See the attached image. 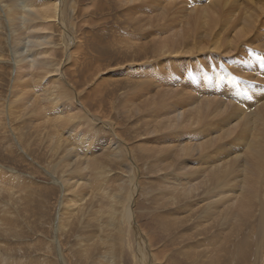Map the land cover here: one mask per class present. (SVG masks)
<instances>
[{"label": "rangeland", "instance_id": "1", "mask_svg": "<svg viewBox=\"0 0 264 264\" xmlns=\"http://www.w3.org/2000/svg\"><path fill=\"white\" fill-rule=\"evenodd\" d=\"M94 1L96 3V6H94V4H95ZM146 1L147 0H142V2H146ZM177 1L179 3L176 2L173 4L174 6L173 5L171 6L172 7L171 12L172 11L175 12L173 9H175L176 7L179 8V10L176 8L175 13H177L178 11L180 12L183 8H188V9H190L189 11H191L193 8H197V7H195L196 5L200 7V6H203L204 3H207V2H205V0H202L200 3L194 2L193 3L194 5H193L191 3L183 4L182 2H180V0H177ZM207 1L209 2L210 0H207ZM68 2L69 3H67V4H69V5H66V8L69 7V9H66L67 15H68L67 21L69 22V27L71 28L72 35H73V41L75 43L73 42L71 47L69 48V52L72 51L71 53L74 56L69 55L70 53H67V51L65 50V54L67 56L64 55V57H63V58H66L68 60L66 61L67 63L65 62L63 64L64 66H62V68L64 67L63 69H65L64 70V79L61 80L60 84L58 83L59 86L61 84H63L62 86H60L61 91L59 88L57 89V94L59 91V94L60 95L62 94L63 96L62 95L61 96L63 98H61L60 95H58L57 96L58 98H57V97H55L54 94L51 93V87H52V85L54 83V79H55L53 76L54 75L53 73L45 74V76L42 77L43 79L40 80L41 82H38V81L32 79L33 77L31 76L30 73L32 72V70L36 71L38 69L30 67L31 58L26 57L25 54L27 53L26 52L27 46L30 45L31 40L33 39L32 41L34 42L36 39L34 37H32L31 40H30V38L26 39V40L24 39L23 44L21 45L20 51L17 54H14L10 51V49H8V46L10 47L11 39H12L11 37L14 34V31L11 30L9 27L7 29V32L0 31L1 34L3 33L2 35H4V33H5L4 36L6 37V40H8L7 41L8 46L7 47L1 46L0 51L5 49L3 51L5 53V55L7 56V54L10 53V56H11V58L0 57V60H1L0 61V64H1V66H0V109H2L4 107L3 108L4 110L3 109L0 110V112L2 111L0 113V170H1V168H3L2 171H4L1 173L0 183H1V181L4 180L2 183L5 184V185L0 184L1 185L0 190L2 188L6 189L5 191L3 189L0 191L1 192L0 193V224H1L0 225V255L2 254L0 260L5 258L4 261H2V260L0 261L1 262L0 264H2V263L3 264H10L13 260H14L15 264H24V263H26V264H37V263L38 264H101V263L105 264L104 259H103V262H100V258L102 259V256H105L104 253H105V250L107 249L106 247H108L107 246L108 244L103 243V241L100 239L101 237H99V234H102L104 229H102L101 226L99 225V222H100L99 216L101 217V214H99V212H98L99 199H98L97 194L96 195L94 194V193H96L95 192L96 190H94V189H96L97 186L99 187L98 183H100V182H105L104 183V184H106L105 186H112L113 188H117V187L121 188L122 187L123 188L122 191L125 192V195L127 194L128 200L131 203V204H129L128 200L125 201V204L127 202L126 207H127V205H128V207L130 206V209L132 212L131 217L132 218L135 217L132 220L134 225L133 224L130 225L131 224L130 220H126L127 213L125 211V219L123 218L126 221V223L124 222V224H125L124 225V233H125L126 229L129 233H127V231H126L127 234L126 233H125V235L123 234V246H124L123 257H124V261L122 264H136L137 260L139 261V258H141L140 256H142V258H141L139 264H210L209 262L212 261V259L210 260V258H211V256H209L210 253L206 252L207 254H205L204 252L207 249V247L209 249H212L214 247L212 244L215 245V243H217V241H218V244L216 245L217 247L216 246L215 247L218 249H219V247L223 248L222 250H224L226 248L225 249L226 251L230 250V257L232 255V249L235 248L234 250L237 253L241 251L242 258H238L240 256V254L238 256L233 257V259H232L233 264H264V226L261 223L262 222V217H261L262 215L261 214H264V198H262L260 200H256L254 202L252 212H250L249 216H248V213H246V211H244V212L247 215L246 214L244 215V212L242 213L241 211H238V206H240L239 205L240 201L237 200L236 198H234L235 195H232L231 192L228 193L226 190L231 185H232L231 188L236 192L242 190L243 180H241V179H242V177L245 176V172L242 171L243 170V166H242L243 161L241 159L234 161L235 163L233 162L232 163L233 165L232 164L230 165V171L228 172L229 174L227 173V176L224 177V179H222L223 182H222V180L219 181V186L217 187L218 192H217V189L215 188V186L210 187L209 189H206L205 187L204 188L200 187L198 192H194V194H190L192 196L189 195L186 197H184L183 195L176 196V197H174L173 195L169 196L170 193L168 192V191L171 192V189L173 188L174 183L176 184L181 178H185V174H187V172L190 173L188 176H192L194 178L199 176L204 170V169H202V167L205 168V166H209L211 164V160L214 157H215L214 159H217V160H215L214 163L220 164L221 152H222V154H224V152H225V155L227 153H229L232 150L231 149L232 144L230 142L234 141L233 138L235 136H241L244 139L246 136L245 133L240 134L241 131L240 132L237 131L236 133H234L235 136H234V134H232V135L226 136L227 138H225V135H222L223 133L221 132L222 128L220 126L222 124H221L220 116H218L217 119H216V117L213 119L212 118L213 116H212V117H209L206 121H204L206 123H209L208 121L212 120V124L209 126L210 129L208 128V125H202L204 122L197 125V126L193 125L194 128L190 125L189 122L186 123L187 128L185 129V132L187 134H185L184 137L187 139V141H185V142H189V143L191 142V144H195L198 141H200L201 138H203L204 136H207V135H209L208 137H212L213 135L215 136V135H220V134H221V137L224 136L222 138V139H224V141L221 138H218V140L213 141L212 144L205 146L201 150V153H200L199 149H195L192 151L193 157L195 156V158L197 160H199L198 163L195 164L196 168H193V169L188 168L186 170H183L182 165H181L177 169L174 168L171 170V168H169V169L167 168V170H165V173H164V171L162 170L164 168L163 167L164 165H162V164L166 163L168 161H169V163L171 162L169 159L171 153H168V154L160 153L161 155L157 156L156 153L153 152L154 148H152L153 153L151 152V154H149L150 153L149 151L151 150V149L149 150V147L150 146L154 147V145L151 144L152 142H151L150 137L152 138L153 135H155V134L157 135L160 132L158 130V132L156 133L157 129L156 130L154 129L155 127H157L156 123L158 122L157 120L160 118L156 115H153L154 114L153 109H155L156 106H158V104L156 103V100L158 102L159 95H161V93L158 95V91L160 89L164 88L165 84L163 83L164 86L160 85L159 87L158 86L157 87L152 86L153 89L150 90V87L148 88L147 84L149 83V81L151 82L150 78H152V76L148 74L147 75L148 78L146 77V75L139 77V73L140 74L143 73V72L141 73V71H139L140 64H141L140 60H139V62H137L138 60H136L135 63H131V61H132L131 59H132L133 55H135V51H137V49L140 47L144 49V45L148 42L147 41L144 43L143 40L141 41L142 37H140L141 36L140 32L142 33L143 31H141L142 28L140 25H139L140 27L139 26L135 27L136 26L135 23L137 25L140 23V22L137 23L138 18L136 19V17L144 18V20L148 19V18L149 19L154 18L156 20L158 18V16H160V13H161L160 10L157 8L158 10L156 9V13H155V9H153L151 11H146L145 15L142 14V16H141V14L136 13L135 17H134L133 13H135V12H133V13L131 12L130 14L132 16H130V14L128 15V13L126 11H129V7H131L132 5H136V3L137 4L141 3V1H139V0L134 1V4H133V1L130 2L128 0H127V2H126V0H123V1L122 0H69ZM75 2H76V4H75ZM162 2H163L162 4H164V5L168 4V3H166V2H168L166 0L165 1L162 0ZM127 5H128V9H127ZM178 5L181 8L183 6L184 7L181 9ZM123 7L124 8L126 7V8L123 9ZM108 8H110V9H108ZM71 9H74V10H72L73 12L71 11ZM157 11H158V13H157ZM197 11H195V13H197ZM151 12H153V13H151ZM3 14H4V12H3ZM147 14H150V15H147ZM192 14H194V13L192 12ZM128 16H130V17H128ZM149 16H151V17H149ZM263 17H264V15H263ZM129 20L130 21L132 20V21L130 22ZM128 23H130V24L128 25ZM131 23L134 25H132ZM181 25H183V24L181 23ZM22 27H24V26H22ZM136 28H137V30H136ZM55 30L56 31H53V32L49 31V30H43V31L41 30V31H38V33L39 32H40V34L44 33V34H42L43 36L47 35L46 39H48L49 36L54 34L53 37L51 38V40H47V41L58 42L60 38H61V40H63L64 35H62V37H61L60 35H58L59 34L58 29L55 28ZM92 30H93V32H92ZM33 31L37 32L36 30H33ZM116 34H118V35H116ZM156 35H159V34H156ZM120 36H121V38H122V36H124L126 38L119 39ZM136 36H138V37H136ZM115 37H117V38H115ZM75 38H76V40H75ZM129 38L132 39L131 40L132 42L130 41ZM6 40H5V43H6ZM118 40L119 41L122 40V41H120L122 43H120ZM138 41L141 42V45L139 44ZM124 43H126L128 47L126 46V44L123 46ZM112 44H113V46H112ZM135 46H137V47H135ZM3 47H5V48H3ZM60 47H61L60 45L55 46L56 50H58L55 52V54L58 57H61L63 55V50ZM147 48H148V46H145L144 51H146ZM70 49H71V51H70ZM73 50H76V51H73ZM125 51H127V52H125ZM106 53H107V56H106ZM128 53H129V55H127ZM102 54L105 56H103ZM18 55H19V57H17ZM23 55L27 59H25ZM100 55L102 57H100ZM127 56H128V58H127ZM17 59H19L20 61H17ZM23 59H25V60L23 61ZM80 59H81V61H80ZM22 61L24 62L25 65L23 64ZM203 61H205V60H203ZM203 61H201V62H203ZM20 62L22 63V65ZM194 62L192 61V63L189 64L190 65V71H189L190 73L189 74L192 75V83H194V87H196L195 86V85H197L196 83L199 82L198 73H201L202 71L204 73L205 79L206 78L212 79L214 72H218L219 76L223 75L222 72L217 71L216 66L210 67L207 65L206 62H204V63L200 64L201 66L198 65V67H197L196 65H197L198 61H194ZM257 62L258 63L260 62V64H261L262 61H261V59H258ZM122 63L125 64V65H123L124 66L123 70L126 73L129 72V74L128 75H123V74L114 75V73H113L114 70L117 71L118 69H120V67H122L121 66ZM17 64H20L21 66L17 65ZM107 64H109L110 66ZM28 65H29V67H28ZM173 65L175 66V62L173 63V61H170L169 67L171 68V71H169L168 68H167V70H165V68L162 70V69H160L161 68L160 65L158 66L157 70L164 72V75L160 74V76L162 75L161 79L167 80L168 77L170 78V77H172V75H177V76L179 75L181 78V82L185 83L186 76H184V73L181 71H175ZM17 66H19V67H17ZM25 66H27V67L24 70ZM94 66H95V68H94ZM128 66H129V69H128ZM231 67L232 66H230V68ZM18 68H20V70L22 69L23 72L20 71ZM27 68H29L28 71H27ZM197 69L199 70V72ZM18 70H19V72H18ZM246 70L242 71L241 74L237 73L235 70H232V72H233L232 74L234 76H239L241 79L243 77L244 78L243 80H246L248 82H249V80H251V77H252V80L250 81L251 83H257V84H261L264 86V76H263L264 72L261 73L258 71H252L251 68L246 69ZM97 71H99V73ZM179 72H180V74H179ZM250 72L252 73V75ZM12 73H14V74L12 75ZM19 73L22 75L21 78H19V75H20ZM255 74H257V75H255ZM259 74H260V76H258ZM12 76L16 78V80H15V78L13 79L14 82L12 80V78H13ZM254 76H256V77H254ZM231 77H233V76L231 75ZM144 79L145 80L148 79V80L145 82ZM256 79H257V81H256ZM18 80H20V81H18ZM23 80H26L27 83H25V81H23ZM210 81H212V80H210ZM261 81H262V83H261ZM15 82H17V83L19 82L20 85H19V83L16 85ZM32 82H34V83H32ZM140 82L141 83L143 82V85H141ZM212 82H214V81H212ZM223 83H225V81L224 82L222 81V84ZM26 84H28L27 85L28 89L26 87ZM236 84L241 85L238 82H236ZM236 84H234V85H236ZM14 85H15V88L13 87ZM23 85L25 87H23ZM215 85H216V82H215ZM19 86L20 87L22 86V87L19 88ZM43 86H46L48 88L43 87ZM67 86L69 89L66 88ZM160 87H162V88H160ZM232 87L233 88H232L231 92H233V91H235V92H233V95H231V94L229 95V98H230V96L232 98V99L230 98L229 101L232 100L233 101L232 103H234V105H236V106L238 105L246 114L252 113L256 109V107H259L262 104V101L260 100V102H257V106H255V108H254V106L252 104H248L246 101L244 102L242 100L243 98L238 95L239 93L237 91H239V90L242 91L241 94H244V95L246 94V93H244L245 90H243L244 89L243 85H241L240 88L235 87L233 85H232ZM22 88H23V90L27 91V94L31 95L32 100L34 99L35 101H32V103H30L31 97L29 99V96H27V100H25V99L22 100L21 99L22 94H20V92H19V90ZM47 89H49V91H47ZM64 89H67L68 91L70 90L69 93L67 94L68 91L66 92V90H64ZM145 89L147 90V93L150 92L151 94L150 93L145 94V92H146ZM32 90H34V91H32ZM40 90H42V91H40ZM141 90H142V92H140ZM11 91H12V93H11ZM43 91L45 94L44 98H46L44 100L46 105H44L45 103L42 101L43 96H39V95L43 94ZM154 91L157 92L156 96L154 95L155 94ZM181 91H183L182 88H181ZM217 91H218V88L215 87L214 92L216 93V96L218 93ZM136 92L139 94H137ZM9 93H11V94L9 95ZM64 94L66 95V97L64 96ZM146 95L148 96L149 99L147 98ZM248 95L250 96V93H248ZM47 96H48V98H47ZM245 96L247 97V94ZM223 97L222 98L225 101H227L229 99V98H226V96H223ZM6 98L9 100L12 99L14 101L10 103V101L7 100ZM248 98L250 100L252 99V97H248ZM136 99L138 102L136 101ZM233 99H235V100H233ZM77 100H80V102ZM147 100H149V102H147ZM36 101L38 103H40V105H42L41 103H43L44 108H43V106H40ZM161 101H162V99H161ZM26 102H28V103H26ZM77 102H79V104ZM133 102L135 103V105H137V106H135V108H132V107H134V105L132 104ZM80 103L82 105L83 104H85V105L82 106ZM245 103H247L248 105H246ZM259 103H260V105H259ZM9 104H10V106H9ZM51 104H53V105H51ZM145 104H147V105H145ZM33 105H35L36 108ZM37 105H39L40 107ZM56 105L59 109L54 107ZM68 105L72 106L74 112H75L74 109L79 108L76 111L78 112V110H81L80 116L81 115L82 116H81V119H76L72 123L66 124L65 128L63 130H61L60 128H57L59 126H57L55 124V122H53L54 121L53 119H54V117L59 116V112L57 113V111H59V110L61 111L64 109L66 110L67 109L66 106L68 107ZM140 105H142V106H140ZM250 105H252V106L249 108ZM254 105H256V104H254ZM47 106H49V107H47ZM138 106H140L141 108L140 107L138 108ZM147 106L149 107V109L147 108ZM29 107H31V108H29ZM50 107H51V109L49 110ZM85 108L88 111L90 110L89 111V113L91 112L90 114H93L95 117H98L96 119L97 121L93 120L91 117L88 118V114H86L87 111ZM143 108H144V110H143ZM145 108H146V110H145ZM41 109L42 110L44 109L45 111L43 110L42 111L43 113L42 112L39 113L38 111L39 110L41 111ZM8 110H9V112H8ZM48 110H49V112H46ZM54 110H56V112ZM248 110H250V111H248ZM70 111H71V113H70ZM70 111L66 110L64 114L65 115L68 113L74 114V112L72 110H70ZM33 112H34V114H33ZM247 112H249V113H247ZM12 113H14V114H12ZM135 113L137 115H135ZM48 114L49 115L51 114V115L49 116ZM36 115H38V116H36ZM44 115L47 117H45ZM52 116H54V117H52ZM85 116L87 117V119H85L86 118ZM43 117H44V119H43ZM82 117H83V120H82ZM218 118H219V120H218ZM98 119L100 122L104 121L105 125H103L102 122L100 123L98 121ZM79 120H81V121H79ZM86 120H88V121H86ZM82 121H83V123H81ZM217 121L220 123V126L218 125L219 123ZM1 122H2V124H1ZM107 122L110 125L112 124L111 127L113 129H115V127H116V129H117L116 133H118L119 135H122L123 139H125V138L130 139L131 138L129 140L130 143L128 142L127 139H126V141L130 145H132V147H133L132 156H133V158L135 156L137 157V159H136V157L134 159L138 163V166H139L138 170L136 168L133 170L129 169L128 166H124V164L121 163L120 161L117 162L118 160L116 159L117 160L116 161L112 156H111L112 157L111 159H109L107 157L108 153L107 152L105 153V149H103L104 145H106V147L110 145L109 140L111 139V131L108 128L109 126L106 128ZM151 122H153V123H151ZM89 123H91V124L89 125ZM140 123H142V124L140 125ZM145 123H147V125ZM55 125H56V127H55ZM69 125H71L72 127ZM77 125L79 127L75 128V126H77ZM113 125H114V127H113ZM215 125H216V127H215ZM95 126H96V128H95ZM99 126H100V128H99ZM139 126H141V127H139ZM66 128H67V130H65ZM72 128H74L75 130L72 131ZM57 129H59V130H57ZM101 129H102V131H101ZM107 129L109 131H107ZM135 129H136V131H135ZM142 129H144V130H142ZM189 129H195L193 134H195V132L198 133L197 139L198 138H200V139H198V140L192 139V137L189 136L191 134V132H190L191 130H189ZM205 129L206 130L208 129V130L205 131ZM56 130L58 133L56 132ZM67 131H69V132H67ZM71 131H72V134H71ZM139 131H140V133H139ZM141 131H142V133H141ZM209 131H211V132L209 133ZM53 133H55L56 136ZM92 133H94V134H92ZM246 133L250 135L249 131H247ZM66 134L69 136L67 137ZM73 134L76 136H74ZM78 134L79 135L82 134V136L84 134H86V137L87 138L89 137L91 139L90 142L92 145L89 146V144H88L87 148H86L85 142H83L82 139L80 138L82 136H79ZM89 134H92V136L93 135L94 136L92 137L90 135L91 136L90 137V136H88ZM145 134H146V136H143ZM200 134H201V136H200ZM203 134H204V136H203ZM238 134H240V135H238ZM51 135H52V137H51ZM53 135L55 136V139H54ZM243 135H245V136H243ZM19 136H20V138H19ZM21 136H23V137H21ZM57 136H59L58 141L56 140ZM73 136H74V138H72ZM78 136H79L80 140H78V138H77ZM134 136H137V138L136 137L134 138ZM92 138L94 141L92 140ZM146 138L147 139L149 138L148 139L149 141ZM63 140H66V141H63ZM221 140H222V142H221ZM61 141H63V142L61 143ZM142 141H144V144H146L144 146L147 147V149L141 145V144H143ZM78 142L79 143L82 142L81 143L82 145H79ZM183 142L184 141H182V143ZM219 142H220V144H219ZM63 143L65 146L63 145ZM75 143H76V145H74ZM60 144H62L63 147H61L62 145H60ZM224 144H225V146H224ZM59 145H60V147L58 148ZM226 145H227V148H226ZM80 146H82V147L78 148ZM72 147H73V149H72ZM220 147H222V148H220ZM70 149H71L72 153L70 152ZM140 149H141V151H140ZM74 150L79 151V153L77 151L74 152ZM228 150H230V151H228ZM67 151H69V152H67ZM97 151H100V152L97 153ZM204 152L206 154H204ZM68 153H71L73 155L69 154V156H68ZM95 153L99 154V156L102 157V158L98 157L102 164H99L100 162H97L96 159H98L97 158L98 155H96ZM133 153H136V154H133ZM145 153H147L148 156H146ZM66 154H67V156H66ZM80 154L83 156H81ZM163 154H164V156H163ZM198 154H199V156L196 157ZM86 155L88 156L89 160L87 159ZM95 155H96V157L93 158V156H95ZM84 156H86V158ZM151 156H152V158L150 159ZM200 156H202L203 158ZM156 157H158V158H156ZM72 158L74 161L71 160ZM92 158L94 160H92ZM144 158L148 159V161L144 160ZM153 158H154V160H153ZM204 158H206V159H204ZM63 159L65 160V163H66L64 165L62 164V163H64ZM78 160H79V162H78ZM102 160H105L103 162L108 164V166L110 165L109 166L110 168L108 166H106V164L103 163ZM152 160H153V162H152ZM87 161L88 162L91 161V163H88ZM80 162H82L81 163L82 166H81V164H79ZM240 162H242V163H240ZM71 163L72 164L74 163V165H72ZM75 163H77V164L75 165ZM77 165H78V167H77ZM88 165H90V167ZM176 165L174 164V166H176ZM199 165H200V167H199ZM65 166H66V168H64ZM98 166L104 167L105 170H104V168H100ZM158 166L160 169H158ZM80 167H82V168H80ZM238 167H239V170H238ZM68 168H70V169H68ZM180 168H182V170ZM73 169H75L76 172L73 171ZM99 169L104 170L103 174H102L103 177L102 176L101 177L106 178V180L104 179L105 181H103L102 178H100V172L102 173V171H100ZM195 169H197V171ZM77 170L80 174L77 172ZM88 170H89V172L90 171L94 172V170H95L96 173L95 172L94 173L96 175L95 174L92 175L93 173H89ZM97 170H98V173H97ZM107 170H109V171L107 172ZM136 170H137V172H136ZM157 170H158V172H157ZM49 171H51L52 173ZM53 171H54V173H53ZM67 171H68V173H67ZM168 171H170L169 172L170 174L166 175L168 173ZM173 171L175 173H173ZM232 171H235L238 173H235ZM62 173H65V174H63V176H62ZM138 173H140V174H138ZM55 174H56V177H55ZM191 174H194V175H191ZM65 175L67 178L65 177ZM80 175L82 178L80 177ZM83 175H84V177H86V176L87 177L84 178ZM16 176H18V177H16ZM75 176H76V178H75ZM173 176H175V178L177 180H175V178ZM61 177H63V178H61ZM64 177H65V181H64ZM117 177H119V180ZM13 178H14V180L12 181L11 179H13ZM19 178H21V179H19ZM98 178H100V181L97 180ZM107 178H108V180H107ZM170 178H172V179H170ZM28 179H29L30 183H29ZM55 179H56V181H55ZM87 179L88 180L92 179L91 183H93L94 185L92 184L93 185L92 186L90 184V182L87 181ZM229 179L232 181H230ZM16 180H17V183L14 182ZM20 180L23 182H21ZM26 180L28 181V184H27ZM31 180H32V182H31ZM74 180H75V182L78 181V183H81L82 180H85V182L84 181L82 182V184L84 186L82 185L80 187L81 193L79 195L76 194L78 197H85V200H84L85 205L83 206V208L80 211L77 212L78 215H77V213H74V215L72 217H68L70 214L68 213V210H66L67 212H65L66 206H64V204L67 205V202L72 197V194H71L70 190L66 191L65 188H66V182H68L67 184H69V183L73 182ZM95 180H97L98 182ZM131 180H132V182H131ZM5 181H6V183H5ZM62 181L65 182V186H64V182H62ZM93 181H95V182H93ZM166 181H168V182H166ZM241 181H242V184H241ZM118 182H119V184H118ZM127 182L128 183L130 182V183L127 185ZM23 183H26V185ZM167 183H169V184L167 185ZM8 184L10 186L13 185L14 187H12V186L10 187V186H8ZM129 185H130V187H129ZM27 186H28V188L24 189ZM94 186H96V187H94ZM169 186L172 188H170ZM87 187H88V189H87ZM225 187H226V189H225ZM236 187H238V188H236ZM262 187H264V185ZM76 188H78V187H75V189ZM92 188L94 191H92ZM7 190H8V192H7ZM88 191H89V193H88ZM27 193H28V195H27ZM83 193H85L86 196ZM67 198H69V199H67ZM89 199H92L95 202H93L92 200H91L92 202L87 201ZM224 199L226 201H224ZM214 200H216L217 203L215 202V204H214ZM246 201L247 200L244 199L242 201L243 203H241V205L243 206L246 203ZM3 203H4V205H3ZM234 203H235V205H234ZM242 206H241V208H242ZM84 209H86V210L84 211ZM10 210L12 212H10ZM216 211H218V212H216ZM239 212H240V214H239ZM16 213H18V214H16ZM67 213L69 215H66ZM79 215H80V217H79ZM6 216H8V217H6ZM17 217L19 219H17ZM211 217H214V218L212 219ZM7 218H8V220H7ZM60 218L61 219L63 218V219L60 220ZM71 218H72V220H71ZM78 218L80 219V221ZM68 219H70V222ZM75 219H77V220H75ZM209 220H210V222H208ZM57 221H58V223H57ZM68 222H69V224H68ZM4 223H5V225H2ZM11 224H12V226H10ZM58 224H60V225H58ZM127 224H129V226ZM205 224L207 225L206 227H205ZM57 226L60 229L57 228ZM134 226H136V227H134ZM127 227H129V228H127ZM200 229L203 230L204 232H202ZM237 231L239 234L237 233ZM140 233L144 236L143 239L141 238ZM146 238H149V243L147 241L148 239L145 240ZM207 240H209L210 242ZM228 240H229V242L227 243L226 241H228ZM142 242H145V246L146 247L148 246L149 248L148 247L145 248V246L143 247ZM235 242H237V243H235ZM135 244H137V245H135ZM84 248H85V250H84ZM150 248H151V250H150ZM236 248H237V250H236ZM188 249H189V251H188ZM137 250L139 252H137ZM146 250H147V252H145ZM225 250L223 252H219L218 256H216L217 254L213 255L212 258L216 260V259L220 258L221 256H223V257H221V260H223L225 262L227 261V263H225L223 261H221V262L219 261L220 264H228L229 262H231V258L226 257L228 259H225V256H224V254H226ZM134 254H136V256ZM219 254H221V256ZM88 255L89 256L92 255V256L89 257ZM138 256H139V258H138ZM2 257H4V258H2ZM136 257H137V259H136ZM35 260H36V262H35ZM9 261H11V262H9ZM7 262H9V263H7ZM14 262H12L11 264H13Z\"/></svg>", "mask_w": 264, "mask_h": 264}, {"label": "bare ground", "instance_id": "2", "mask_svg": "<svg viewBox=\"0 0 264 264\" xmlns=\"http://www.w3.org/2000/svg\"><path fill=\"white\" fill-rule=\"evenodd\" d=\"M69 0H0V31H5L7 32L8 27L14 31V34L12 35V39H11V44L10 47L8 46V40H6V37L4 35H2L0 33V47L1 46H8V49H10V51L14 54H17L20 49H21V45L23 44L24 39H29L31 40L32 37H34L36 40L33 42L31 40L30 45L27 46V53L25 54L26 57H30L31 58V63H30V67L32 68H37L38 70L33 71L30 73L31 76L33 77L32 79L41 82L40 80L43 79L42 77L45 76V74L48 73H53L54 75V83L51 87V93L55 95V97H57L59 94H57V89H60V86H62L63 84H61L60 86L58 85V83H61V80L64 79V70L62 68V66H64L63 64L68 60L66 58H63L65 54V50L67 51V53H70L69 55H73L71 52V49L69 52V48L71 47L73 41V35H72V31L71 28L69 27V22L67 21V10L69 9L66 8V5H69L67 3ZM123 1V0H122ZM128 1H138V0H128ZM136 5H132L131 7H129V11H126L128 13V15L132 12L134 14L138 13V14H144L146 13V11H151L153 9H155V13H156V9L158 8L160 10V16H158V18L155 20L154 18H148L145 19L141 18V17H136V19L138 18V25L135 23V27H138L139 25L141 26L143 31L142 33L140 32V37H142L141 41L143 40L144 43L147 42L144 45V49L145 46H148L147 50L144 51L143 48H138L137 51H135V55H133L132 57V61L131 63H135L136 60H138L137 62H139L140 60V69L139 71H141L142 74L139 73V77H142L143 75H151L152 78L151 82L149 81V83L147 84L148 88L150 87V90L153 89L152 86H160L165 84V87L160 89L158 91V95L161 93V95H159L158 98V102L156 100V103L158 104V106H156L155 109H153V115L158 116L160 119H158L157 121V127H155L154 129L156 130V133L158 132V130L160 131L159 134H155L153 135V137L151 139V144L154 145V147L150 146L149 147V154H151L152 152V148L153 152L156 153V155H161L160 153H171L169 159H170V163L169 161L166 163H163L162 165H164L163 167V171L165 173V170H167V168H171L172 169H177L179 168V166L182 165L183 170L186 169H193L196 168L195 164L198 163L199 160H197L195 158V156L193 157L192 155V151L195 149H199L200 153L201 150L205 147L208 146L209 144H212L213 141L218 140V138H223L220 135H211L212 137H208L204 136L203 134V138H201L200 141H198L195 144H191V142H185L187 141V139L184 137L185 134H187L185 132L186 127V123H190V125L194 128L193 125H199L201 123H203L204 121H206L209 117H212L213 119L218 116H220L221 118V126L220 123L218 124L222 130L221 132L223 133L222 135H225V138H227L226 136L232 135L234 133H236L237 131H241L240 134H244L243 136H245V138L243 139L241 136H235L234 134V141L230 142L231 144V151L229 153H227L225 155L224 154H220V164H215V160L217 159H212L211 160V164L209 166H205V168L202 167L203 172L197 176V177H192V176H188L190 173L187 172V174H185V178H181L176 184L174 183L173 188L171 189V192L168 191L170 194L169 196L173 195L174 197L176 196H180L183 195L184 197L189 196L190 194H194V192H198L199 188H206L209 189L210 187L215 186V188L217 189L218 192V186H219V181L224 179V177L227 176V173L230 171V165L236 161L241 159L243 161L240 162L243 165V170L245 172V176L242 177L241 180H243V186H242V190L240 191H234L231 187L229 186L227 190L228 193H232V195H235L234 198H236L237 200L240 201V206H238V211H241L242 213L244 211H246V213L252 212V208L254 205V202L256 200H260L262 198H264V187H262L264 185V86L261 84H257V83H251V80L246 81L243 80L244 78L242 77V79L239 76H234L232 73V70H235L237 73H240L246 69L251 68L252 71H258V72H264V0H210L209 2L207 0H205L203 6H195L197 8H193L191 11H189L190 9L188 8H181L179 5V7L182 9H180L181 11L176 12V8L173 9L175 12H171L172 9V5L176 2H178L177 0H166L168 2L167 5L162 4V0H147L146 2H142ZM165 1V0H163ZM193 1V2H192ZM202 0H180V2H182L183 4H188L191 3L193 4L195 3H200ZM72 2V1H71ZM98 2V1H97ZM102 2V1H101ZM127 2V0H126ZM95 3V1H94ZM106 3V2H105ZM114 3V2H113ZM165 3V2H164ZM165 3V4H166ZM179 3V2H178ZM76 4V2H75ZM176 5V4H175ZM194 5V4H193ZM74 6V5H73ZM93 6V5H92ZM94 6H96V3L94 4ZM174 6V5H173ZM76 7V6H75ZM74 7V8H75ZM104 7V6H103ZM193 7V6H192ZM81 8V7H80ZM83 8V7H82ZM126 8V7H125ZM123 7V9H125ZM131 8V9H130ZM174 8V7H173ZM79 9V8H78ZM97 9V8H96ZM110 9V8H108ZM127 9H128V5H127ZM157 9V10H158ZM179 10V8H177ZM188 9V10H187ZM74 9H71V11ZM198 10V11H197ZM101 11V10H100ZM195 11H197V13H195ZM4 12V14H3ZM73 12V11H72ZM96 12V11H95ZM154 12V11H153ZM151 12V13H153ZM192 12L194 14H192ZM71 13V12H70ZM158 13V11H157ZM3 14V15H2ZM72 15V14H71ZM118 15V14H117ZM150 15V14H147ZM146 15V16H147ZM130 16H132L130 14ZM128 16V17H130ZM126 17V16H125ZM133 17V18H134ZM151 17V16H149ZM132 18V17H131ZM72 19V18H71ZM101 19V18H100ZM134 20V19H133ZM99 21V20H98ZM130 21V20H129ZM132 21V20H131ZM130 21V22H131ZM96 23V22H95ZM133 23V22H132ZM131 23V24H132ZM181 23L183 25H181ZM101 24V23H100ZM130 23H128L129 25ZM97 25V24H96ZM134 25V24H132ZM24 26V27H22ZM131 26V25H130ZM139 26V27H140ZM55 28L58 29L59 34L61 37L63 36V40H61V38L59 39L58 42H53V41H47V40H51V38L53 37L54 34H52L51 36L48 37V39H46L47 35H42L44 33L40 32L38 33V31H43V30H49V31H56ZM70 28V29H69ZM102 29V28H101ZM117 29V28H116ZM139 29V28H138ZM33 30H36L37 32H34ZM135 30V29H134ZM133 30V31H134ZM137 30V28H136ZM29 31V32H28ZM114 31V30H113ZM132 31V32H133ZM12 32V31H11ZM51 32V33H52ZM93 32V30H92ZM103 32V31H102ZM116 32V31H115ZM118 32V31H117ZM135 33V32H134ZM93 34V33H92ZM130 34V33H129ZM155 34V35H154ZM159 34V35H156ZM118 35V34H116ZM114 36V35H113ZM128 37V36H127ZM131 37V36H130ZM138 37V36H136ZM117 38V37H115ZM126 38L124 36H120L119 39H123ZM130 39V38H129ZM139 39V38H138ZM6 40V43H5ZM53 40V39H52ZM76 40V38H75ZM95 40V39H94ZM116 40V39H115ZM132 39H130L131 41ZM29 41V40H28ZM27 41V42H28ZM55 41V40H54ZM119 41V40H118ZM122 41V40H120ZM119 41V42H120ZM137 41V40H136ZM30 42V41H29ZM117 42V41H116ZM132 42V41H131ZM139 44L141 45V42L138 41ZM75 43V42H74ZM122 43V42H120ZM143 43V44H144ZM6 44V45H5ZM126 43L123 44V46ZM134 44V43H133ZM60 45L61 49L63 50V55L61 57H58L55 52L58 51L56 50L55 46ZM113 46V44H112ZM127 46V44H126ZM130 46V45H129ZM3 47V48H5ZM74 47V46H73ZM76 47V46H75ZM128 47V46H127ZM137 47V46H135ZM90 49V48H89ZM114 49V48H113ZM5 50V49H4ZM4 50L0 51V57H6V58H11L10 53L7 54V56L5 55V53L3 52ZM76 51V50H73ZM131 51V50H130ZM129 51V52H130ZM93 52V51H92ZM127 52V51H125ZM124 52V53H125ZM22 53V52H21ZM59 53V52H58ZM74 53V52H73ZM110 53V52H109ZM24 54V53H23ZM21 55V54H20ZM103 55V54H102ZM125 55V54H124ZM129 55V53L127 54ZM132 55V54H131ZM260 55V56H259ZM24 56V55H23ZM67 56V55H66ZM74 56V55H73ZM105 56V55H103ZM107 56V53H106ZM123 56V55H122ZM19 57V55L17 56ZM25 56L24 58L27 59ZM70 57V56H69ZM72 57V56H71ZM100 57H102L100 55ZM68 58V57H67ZM73 58V57H72ZM71 58V59H72ZM128 58V56H127ZM23 59V61L25 60ZM130 59V58H129ZM202 59V60H201ZM258 59H261V64L260 62L258 63ZM15 60V59H14ZM22 60V59H21ZM205 60V61H203ZM1 61V60H0ZM17 61H20L19 59H17ZM22 61V62H23ZM81 61V59H80ZM120 61V60H119ZM128 61V60H127ZM170 61H173V63L175 62V66L174 69L175 71H181L184 73V76H186V80L185 83L181 82V78L178 75H172V77H168L167 80L161 79L162 75H164V72L162 71H158L157 68L160 65V69H164L171 71V68L169 67ZM192 61H198L197 62V67L198 65H200L201 63L206 62L208 66H216L217 71H220L223 73V75L219 76L218 72H214L212 79H205L204 73L203 71L201 73H198L199 76V82L196 83L197 85H195L196 87H194V83H192V75L189 74L190 72V63H192ZM203 61V62H201ZM99 62V61H98ZM97 62V63H98ZM18 63V62H17ZM21 63V62H20ZM29 63V62H28ZM67 63V62H66ZM128 63V62H127ZM195 63V62H194ZM193 63V64H194ZM24 64V62H23ZM168 64V65H167ZM20 65V64H17ZM22 65V63H21ZM20 65V66H21ZM25 65V64H24ZM27 65V64H26ZM105 65V64H104ZM109 65V64H107ZM124 63L121 64L122 67H120V69H118L117 71L114 70V75H128L129 72H125L123 70ZM1 66V64H0ZM101 66V65H100ZM110 66V65H109ZM194 66V65H193ZM201 66V65H200ZM205 66V65H204ZM230 66H232L230 68ZM19 67V66H17ZM27 66L24 67V70ZM29 67V65H28ZM3 68V67H2ZM95 68V66H94ZM132 68V67H131ZM20 70V68H18ZM29 68H27L28 71ZM99 69V68H98ZM101 69V68H100ZM129 69V66H128ZM201 69V68H200ZM8 70V69H7ZM18 70V72H19ZM41 70V71H40ZM87 70V69H86ZM93 70V69H92ZM198 70V69H197ZM22 71V69L20 70ZM247 71V70H246ZM23 72V71H22ZM66 72V71H65ZM99 73V71H97ZM96 72V73H97ZM199 72V70H198ZM257 72V73H258ZM95 73V74H96ZM136 73V72H135ZM236 73V74H237ZM251 73V72H250ZM14 73H12L13 75ZM18 74V73H17ZM20 74V73H19ZM27 74V73H26ZM29 74V73H28ZM160 74H162L160 76ZM166 74V73H165ZM178 74V73H177ZM180 74V72H179ZM264 74V73H263ZM25 75V74H24ZM23 75V76H24ZM98 75V74H97ZM231 75L233 77H231ZM238 75V74H237ZM252 75V73H251ZM257 75V74H255ZM47 76V75H46ZM241 76V75H240ZM260 76V74L258 75ZM264 76V75H263ZM13 77V76H12ZM22 75H19V78H21ZM38 77V78H37ZM51 77V76H50ZM126 77V76H125ZM130 77V76H129ZM128 77V78H129ZM145 77V76H144ZM143 77V78H144ZM182 77V76H181ZM256 77V76H254ZM253 77V78H254ZM15 77L12 78V80ZM18 78V77H17ZM25 78V77H24ZM138 78V77H137ZM148 78V77H147ZM211 78V77H210ZM23 79V78H22ZM130 79V78H129ZM153 79V80H152ZM161 79V80H160ZM263 79V78H262ZM16 80V78H15ZM106 80V79H105ZM115 80V79H114ZM148 79H144V81L146 82ZM214 82H212V81ZM260 80V79H259ZM20 81V80H18ZM25 83H27L26 80ZM30 81V80H29ZM33 81V80H32ZM222 81L225 83L222 84ZM257 81V79H256ZM263 81V80H262ZM261 81V83H262ZM14 82V80H13ZM139 82V81H138ZM216 82V85H215ZM236 82H238L239 84L243 85V90H245L244 93L247 94V97L244 94H241L242 91H237L240 97H242L243 101L247 102L248 104H252L255 108V106H257V102H260V100L262 101V104L260 105L259 103V107H256V109L250 113V114H246L238 105H234V103H232L233 101H229V95H233V92H231L232 90V85L235 87L240 88L241 85H237ZM253 82V81H252ZM16 85L19 83L15 82ZM14 83V84H15ZM24 83V84H25ZM29 83V82H28ZM34 83V82H32ZM37 83V82H36ZM107 83V82H106ZM116 83V82H115ZM141 83V82H140ZM164 83V84H163ZM260 83V82H259ZM44 84V83H43ZM121 84V83H120ZM236 84V85H234ZM20 85V83H19ZM28 84H26L27 87ZM41 85V84H40ZM49 85V84H48ZM141 85H143V82L141 83ZM36 86V85H35ZM47 86V85H46ZM43 86V87H46ZM15 88V85L13 86ZM18 87V86H17ZM22 87V86H21ZM19 86V88H21ZM23 87H25L23 85ZM50 87V86H49ZM133 87V86H132ZM194 87V88H193ZM215 87L218 88V93L216 96V93L214 92ZM39 88V87H38ZM42 88V87H41ZM40 88V89H41ZM48 88V87H46ZM68 88V86L66 87ZM144 88V87H143ZM147 88V89H148ZM181 88L183 89V91H181ZM25 89V88H24ZM28 89V87H27ZM33 89V88H32ZM69 89V88H68ZM134 89V88H133ZM142 89V88H141ZM14 90V89H13ZM12 90V91H13ZM16 90V89H15ZM43 90V89H42ZM40 90V91H42ZM66 92L68 91L67 89ZM63 90V91H64ZM146 90V89H145ZM149 90V91H150ZM185 90V91H184ZM238 90V89H237ZM11 91V93H12ZM34 91V90H32ZM31 91V92H32ZM37 91V90H36ZM47 91H49V89H47ZM61 91V89H60ZM70 91V90H69ZM69 91L67 92V94L69 93ZM153 91V90H152ZM151 91V92H152ZM20 94H22V100H27V96H29V99L31 97V95L27 94V91L20 89L19 90ZM73 92V91H72ZM142 92V90L140 91ZM9 93V95L11 94ZM137 93V92H136ZM147 93V90L145 92V94ZM150 93V92H148ZM147 93V94H148ZM153 93V92H152ZM154 95L156 96L157 92L154 91ZM248 93H250V96L248 95ZM15 94V93H14ZM13 94V95H14ZM27 94V95H26ZM135 94V93H134ZM139 94V93H137ZM151 94V93H150ZM149 94V95H150ZM62 95V94H61ZM60 95V96H61ZM136 95V94H135ZM142 95V94H141ZM39 96H43V102L45 103V94L43 91V94L39 95ZM52 96V95H51ZM63 96V95H62ZM61 96V98H63ZM64 96L66 97V95L64 94ZM137 96V95H136ZM147 96V95H146ZM223 96H226V98H229L227 101L223 100ZM17 97V96H16ZM21 97V96H20ZM34 97V96H33ZM153 97V96H152ZM151 97V98H152ZM158 97V96H157ZM223 97V98H222ZM248 97H252V99L250 100ZM48 98V96H47ZM58 98V97H57ZM60 98V97H59ZM73 98V97H72ZM133 98V97H132ZM138 98V97H137ZM148 98V96H147ZM225 98V99H226ZM7 99V98H6ZM16 99V98H15ZM40 99V98H39ZM74 99V98H73ZM134 99V98H133ZM149 99V98H148ZM154 99V98H153ZM162 99V101H161ZM232 99V98H231ZM2 100V99H1ZM9 100V99H7ZM10 99V103L13 102L14 100ZM20 100V99H19ZM70 100V99H69ZM68 100V101H69ZM135 100V99H134ZM151 100V99H150ZM235 100V99H233ZM35 101L34 99L32 100L31 97V102ZM38 101V100H37ZM36 101V102H37ZM80 102V100H77ZM114 101V100H113ZM137 101V99H136ZM152 101V100H151ZM154 101V100H153ZM3 102V101H2ZM39 102V101H38ZM37 102V103H38ZM41 102V101H40ZM79 102H77L79 104ZM135 102V101H134ZM132 103L134 105L135 108V103ZM138 102V101H137ZM147 102H149V100H147ZM155 102V101H154ZM153 102V103H154ZM4 103V102H3ZM2 103V104H3ZM28 103V102H26ZM36 103V104H37ZM237 103V102H236ZM247 103H245L246 105H248ZM40 105V103H38ZM43 106V103H41ZM66 104V103H65ZM70 104V103H69ZM73 104V103H72ZM71 104V105H72ZM81 104V103H80ZM141 104V103H140ZM156 104V105H157ZM256 104V105H254ZM37 105V106H39ZM46 105V103L44 104ZM53 105V104H51ZM50 105V106H51ZM71 105H68V107L66 106V110H72L73 108ZM74 105V104H73ZM82 105V104H81ZM85 104H83L82 106H84ZM113 105V104H112ZM132 105V106H133ZM144 105V104H143ZM147 105V104H145ZM250 105L249 108L252 106ZM10 106V104H9ZM30 106V105H29ZM35 106V105H33ZM39 106V107H40ZM60 106V105H59ZM63 106V105H62ZM125 106V105H124ZM142 106V105H140ZM138 106V108L140 107ZM12 107V106H11ZM49 107V106H47ZM55 108L59 109L56 106H54ZM64 107V106H63ZM79 107V106H78ZM151 107V106H150ZM2 108V107H1ZM4 108V107H3ZM2 108V109H3ZM31 108V107H29ZM36 108V106H35ZM34 108V109H35ZM44 108V106H43ZM76 108V107H75ZM141 108V107H140ZM147 108L149 109V107L147 106ZM0 109V110H2ZM22 109V108H21ZM33 109V110H34ZM39 109V108H38ZM48 109V108H47ZM51 109V107L49 108V110ZM56 109V110H57ZM79 108L74 109L75 112L74 114H64L65 113V109L64 110H59L57 111V113L59 112V116H52L54 117V121L55 124L60 128L61 130H63L65 128L66 124L72 123L73 121H75L76 119H81V110H78V112L76 111ZM86 109V108H85ZM246 109V108H245ZM4 110V109H3ZM44 110V109H43ZM41 109V111L37 110L39 113L43 111ZM46 111V112H49ZM53 110V109H52ZM56 110H54L56 112ZM144 110V108H143ZM146 110V108H145ZM32 111V110H31ZM45 111V110H44ZM88 114V118H92L93 120H96L98 117H95L93 114H90L89 111L86 109ZM92 111V110H91ZM132 111V110H131ZM151 111V110H150ZM250 111V110H248ZM2 112V111H1ZM0 112V113H1ZM9 112V110H8ZM133 112V111H132ZM137 112V111H136ZM152 112V111H151ZM24 113V112H23ZM43 113V112H42ZM71 113V111H70ZM129 113V112H128ZM131 113V112H130ZM249 113V112H247ZM14 114V113H12ZM26 114V113H25ZM34 114V112H33ZM36 114V113H35ZM45 114V113H44ZM95 114V113H94ZM151 114V113H150ZM40 115V114H39ZM49 115V114H48ZM51 115V114H50ZM49 115V116H50ZM53 115V114H52ZM93 115V116H92ZM135 115H137L135 113ZM134 115V116H135ZM152 115V114H151ZM17 116V115H16ZM38 116V115H36ZM43 116V115H42ZM45 116V115H44ZM141 116V115H140ZM139 116V117H140ZM163 116V117H162ZM47 117V116H45ZM86 117V116H85ZM104 117V116H103ZM107 117V116H106ZM40 118V117H39ZM110 118V117H109ZM108 118V119H109ZM156 118V117H155ZM44 119V117H43ZM87 119V117L85 118ZM102 119V118H101ZM111 119V118H110ZM141 119V118H140ZM139 119V120H140ZM148 119V118H147ZM215 119V120H216ZM11 120V119H10ZM48 120V119H47ZM83 120V117H82ZM114 120V119H113ZM143 120V119H142ZM219 120V118H218ZM49 121V120H48ZM52 121V120H51ZM81 121V120H79ZM88 121V120H86ZM97 121V120H96ZM99 121V119H98ZM106 121V120H105ZM151 121V120H150ZM41 122V121H40ZM100 122V121H99ZM98 122V123H99ZM103 125H105L104 121H101ZM100 122V123H101ZM154 122V121H153ZM151 122V123H153ZM209 123L204 122L202 125H208V128L210 129V125L212 124V120L208 121ZM83 123V121L81 122ZM85 123V122H84ZM93 123V122H92ZM96 123V122H95ZM111 123V122H110ZM135 123V122H134ZM137 123V122H136ZM2 124V122H1ZM38 124V123H37ZM44 124V123H43ZM91 123H89L90 125ZM101 124V125H102ZM142 123H140L141 125ZM147 125V123H145ZM54 125V124H53ZM55 125V127H56ZM72 125V124H71ZM69 125V126H71ZM106 128L108 127L111 131V139L109 140V146L106 147V145H104L105 149V153L107 152L108 155L107 157L109 159H111L112 157L117 161V162H121L124 164V166H128L129 169H139L138 163L135 161V157L133 158L132 156V152H133V147L132 145H130V139L125 138L123 139L122 135H119L118 133H116V127L115 129H113L111 127L110 124H106ZM115 125V124H114ZM113 125V127H114ZM138 125V124H137ZM151 125V124H150ZM155 125V124H154ZM217 125V124H216ZM215 125V127H216ZM81 126V125H80ZM135 126V125H134ZM153 126V125H152ZM37 127V126H36ZM54 127V128H55ZM67 127V126H66ZM72 127V126H71ZM79 127L78 125L75 126ZM91 127V126H90ZM138 127V126H137ZM141 127V126H139ZM146 127V126H145ZM151 127V126H150ZM154 127V126H153ZM152 127V128H153ZM214 127V128H215ZM3 128V127H2ZM1 128V129H2ZM89 128V127H88ZM96 128V126H95ZM100 128V126H99ZM103 128V127H102ZM136 128V127H135ZM144 128V127H143ZM220 128V129H221ZM9 129V128H8ZM56 129V128H55ZM80 129V128H79ZM91 129V128H90ZM149 129V128H148ZM151 129V128H150ZM17 130V129H16ZM51 130V129H50ZM59 130V129H57ZM56 130V132H57ZM60 130V131H61ZM67 130V128L65 129ZM75 129L72 128V131H74ZM81 130V129H80ZM99 130V129H98ZM144 130V129H142ZM165 130V131H164ZM191 130V134L189 135L190 137H192V139L194 140H198L200 138L197 139V134L195 132V134H193V132L195 131V129H189ZM208 130V129H207ZM205 129V131H207ZM218 130V129H217ZM71 131V134H72ZM102 131V129H101ZM105 131V130H104ZM107 131H109L107 129ZM136 131V129H135ZM134 131V132H135ZM213 131V130H212ZM249 131L250 135L247 134L246 132ZM20 132V131H19ZM69 132V131H67ZM78 132V131H77ZM118 132V131H117ZM211 131H209L210 133ZM220 132V133H221ZM58 133V132H57ZM110 133V132H109ZM138 133V132H137ZM140 133V131H139ZM142 133V131H141ZM205 133V132H204ZM3 134V133H2ZM41 134V133H40ZM55 135V133H53ZM65 134V133H64ZM70 134V135H71ZM88 134V133H87ZM94 134V133H92ZM92 134H89L88 136H92ZM125 134V133H124ZM134 134V133H133ZM238 134V135H240ZM53 135V136H54ZM61 135V134H60ZM67 135V134H66ZM74 135V134H73ZM79 135V134H78ZM141 135V134H140ZM237 135V134H236ZM249 135V136H248ZM56 136V135H55ZM54 136V139H55ZM62 136V135H61ZM69 135H67L68 137ZM72 136V135H71ZM76 136V135H74ZM74 136L72 138H74ZM79 136H82L79 135ZM79 136L77 137L78 140ZM90 136V137H91ZM94 136V135H93ZM92 136V137H93ZM142 136V135H141ZM143 136H146L143 135ZM201 136V134H200ZM17 137V136H16ZM23 137V136H21ZM40 137V136H39ZM47 137V136H46ZM52 137V135H51ZM58 137L57 136V141H58ZM107 137V136H106ZM128 137V136H127ZM137 138V136H134V138ZM20 138V136H19ZM76 138V139H77ZM82 139L83 142H85L86 144V148L87 145L89 144V146H91V139L88 137H86V134H84L82 137H80ZM51 139V138H50ZM53 139V140H54ZM126 139L128 140V142L126 141ZM147 139V138H146ZM149 139V138H148ZM147 139V140H148ZM230 139V138H229ZM62 140V139H61ZM93 140V138H92ZM98 140V139H97ZM140 140V139H139ZM143 140V139H142ZM224 141V139H222ZM221 140V142H222ZM66 141V140H63ZM61 141V143L63 142ZM94 141V140H93ZM149 141V140H148ZM182 141H184L182 143ZM60 142V141H59ZM76 142V141H75ZM99 142V141H98ZM104 142V141H103ZM143 144H141L142 146L146 145L144 144V141H142ZM227 142V141H226ZM225 142V143H226ZM240 142V143H239ZM50 143V142H49ZM58 143V142H57ZM79 143V142H78ZM82 143V142H81ZM81 143H79V145H82ZM52 144V143H51ZM67 144V143H66ZM72 144V143H71ZM214 144V143H213ZM220 144V142H219ZM223 144V143H222ZM62 145V144H60ZM60 145L58 146V148L60 147ZM64 145V143H63ZM63 145L61 147H63ZM68 145V144H67ZM76 145V143L74 144ZM101 145V144H100ZM136 145V144H135ZM229 145V146H230ZM52 146V145H51ZM57 146V145H56ZM65 146V145H64ZM97 146V145H96ZM134 146V145H133ZM225 146V144H224ZM82 146L78 147L81 148ZM93 147V146H92ZM135 147V146H134ZM139 147V146H138ZM145 147V146H144ZM52 148V147H51ZM57 148V149H58ZM147 149V147H145ZM144 148V149H145ZM222 148V147H220ZM219 148V149H220ZM227 148V145H226ZM68 149V148H67ZM73 149V147H72ZM90 149V148H89ZM88 149V150H89ZM101 149V148H100ZM102 149V150H103ZM107 149V150H106ZM142 149V148H141ZM140 149V151H141ZM143 149V150H144ZM218 149V150H219ZM229 149V148H228ZM78 150V149H77ZM76 150V151H77ZM87 150V149H86ZM94 150V149H93ZM101 150V151H102ZM207 150V149H206ZM205 150V151H206ZM222 150V149H221ZM74 150V152H76ZM82 151V150H81ZM96 151V150H95ZM94 151V152H95ZM213 151V150H212ZM217 151V150H216ZM224 151V150H223ZM51 152V151H50ZM55 152V151H54ZM69 152V151H67ZM71 152V149H70ZM79 153V151H77ZM100 151H97V153ZM143 152V151H142ZM152 152V153H153ZM207 152V151H206ZM219 152V151H218ZM60 153V152H59ZM72 153V152H71ZM68 153V156L69 154ZM86 153V152H85ZM95 153L98 157L102 158L101 156H99V154ZM64 154V153H63ZM62 154V155H63ZM75 154V153H74ZM83 154V153H82ZM90 154V153H89ZM136 154V153H133ZM146 156H148L147 153H145ZM204 154H206L204 152ZM73 155V154H71ZM81 155V154H80ZM93 156L94 157H96ZM102 155V154H101ZM67 156V154H66ZM77 156V155H76ZM83 156V155H81ZM80 156V157H81ZM87 156V155H86ZM86 156H84L86 158ZM112 156V157H111ZM153 156V155H152ZM152 156L150 157V159L152 158ZM155 156V155H154ZM164 156V154H163ZM162 156V157H163ZM199 154L196 156L198 157ZM214 156V155H213ZM145 157V156H144ZM161 157V156H160ZM202 157V156H200ZM212 157V156H211ZM76 158V157H75ZM78 158V157H77ZM92 158V160H94ZM107 158V159H108ZM158 158V157H156ZM203 158V157H202ZM51 159V158H50ZM67 159V158H66ZM70 159V158H69ZM68 159V160H69ZM80 159V158H79ZM83 159V158H82ZM87 159L89 160L88 156ZM86 159V160H87ZM104 159V158H103ZM113 159V160H114ZM137 159V157H136ZM161 159V158H160ZM168 159V160H169ZM206 159V158H204ZM203 159V160H204ZM73 160V158L71 159ZM91 160V159H90ZM97 162H100L99 158L96 159ZM147 160L148 159H145ZM154 160V158H153ZM152 160V162H153ZM157 160V159H156ZM202 160V161H203ZM62 161V160H61ZM60 161V162H61ZM64 163H62L63 165L66 164L65 160L63 159ZM70 161V160H69ZM74 161V160H73ZM105 160H102V162ZM139 161V160H138ZM161 161V160H160ZM76 162V161H75ZM79 162V160H78ZM77 162V163H78ZM83 162V161H82ZM82 162H80L79 164H81ZM88 162V161H87ZM94 162V161H93ZM96 162V161H95ZM109 162V161H108ZM156 162V161H155ZM165 162V161H164ZM206 162V161H205ZM218 162V161H217ZM75 163V165L77 164ZM88 163H91L88 162ZM105 163V162H103ZM115 163V162H114ZM150 163V162H149ZM159 163V162H158ZM162 163V162H161ZM202 163V162H201ZM235 163V162H234ZM72 164V163H71ZM99 164H102L101 162ZM106 164V163H105ZM120 164V163H119ZM166 164V165H165ZM172 164V165H171ZM174 164L176 166H174ZM205 164V163H204ZM239 164V163H238ZM74 165V163L72 164ZM84 165V164H83ZM98 165V164H97ZM116 165V164H115ZM152 165V164H151ZM233 165V164H232ZM236 165V164H235ZM42 166V165H41ZM46 166V165H45ZM70 166V165H69ZM80 166V165H79ZM82 166V164H81ZM90 167V165H88ZM106 166H108V164H106ZM110 166V165H109ZM108 166V167H109ZM113 166V165H112ZM204 166V165H203ZM78 167V165H77ZM100 167V166H98ZM200 167V165H199ZM233 167V166H232ZM66 168V166L64 167ZM82 168V167H80ZM92 168V167H91ZM100 168H104V167H100ZM110 168V167H109ZM112 168V167H111ZM118 168V167H117ZM182 168H180L182 170ZM241 168V167H240ZM70 169V168H68ZM79 169V168H78ZM89 169V168H88ZM126 169V168H125ZM158 169L159 166H158ZM3 168H1V172H0V176L1 173L4 172L2 171ZM61 170V169H60ZM63 170V169H62ZM67 170V169H66ZM72 170V169H71ZM81 170V169H80ZM90 170V169H89ZM88 170V172H89ZM96 170V169H95ZM94 170V172H95ZM100 170V169H99ZM105 170V168H104ZM104 170H100L102 171V173L100 172V178H102V174ZM136 170V172H137ZM153 170V169H152ZM197 171V169H195ZM200 170V169H199ZM239 170V167H238ZM237 170V171H238ZM46 171V170H45ZM73 171H75V169H73ZM93 171V170H92ZM109 170H107L108 172ZM112 171V170H111ZM124 171V170H123ZM188 171V170H187ZM241 171V172H242ZM7 172V171H6ZM48 172V171H47ZM51 172V171H49ZM76 172V171H75ZM74 172V173H75ZM78 172V170H77ZM85 172V171H84ZM94 172H89V173H93L92 175H94ZM158 172V170H157ZM170 171H168V173L166 175H169ZM190 172V171H189ZM235 172V171H232ZM239 172V171H238ZM235 172V173H238ZM52 173V172H51ZM54 173V171H53ZM68 173V171H67ZM71 173V172H70ZM79 173V172H78ZM86 173V172H85ZM98 173V170H97ZM118 173V172H117ZM127 173V172H126ZM160 173V172H159ZM173 173H175L173 171ZM178 173V172H177ZM176 173V174H177ZM182 173V172H181ZM240 173V172H239ZM243 173V172H242ZM65 173H62V176ZM80 174V173H79ZM87 174V173H86ZM85 174V175H86ZM108 174V173H107ZM106 174V175H107ZM113 174V173H112ZM111 174V175H112ZM140 174V173H138ZM163 174V173H162ZM229 174V173H228ZM14 175V174H13ZM67 175V174H66ZM65 175V177H66ZM76 175V174H75ZM82 175V174H81ZM80 175V177H81ZM91 175V174H90ZM96 175V174H95ZM118 175V174H117ZM127 175V174H126ZM158 175V174H157ZM174 175V174H173ZM194 175V174H191ZM243 175V174H242ZM102 176V177H101ZM114 176V175H113ZM116 176V175H115ZM128 176V175H127ZM160 176V175H159ZM164 176V175H163ZM177 176V175H176ZM179 176V175H178ZM3 177V176H2ZM11 177V176H10ZM9 177V178H10ZM18 177V176H16ZM56 177V174H55ZM65 177H64V181H65ZM71 177V176H70ZM78 177V176H77ZM84 177V175H83ZM87 177V176H86ZM84 177V178H86ZM95 177V176H94ZM97 177V176H96ZM105 177V176H104ZM126 177V176H125ZM143 177V176H142ZM148 177V176H147ZM162 177V176H161ZM172 177V176H171ZM175 178V176H173ZM181 177V176H180ZM239 177V176H238ZM54 178V177H53ZM63 178V177H61ZM67 178V177H66ZM76 178V176H75ZM79 178V177H78ZM82 178V177H81ZM83 178V179H84ZM91 178V177H90ZM100 178H98L97 180L100 181ZM115 178V177H114ZM113 178V179H114ZM119 180V177H117ZM140 178V177H139ZM167 178V177H166ZM173 178V179H174ZM229 178V177H228ZM237 178V177H236ZM1 179V177H0ZM4 179V178H3ZM8 179V178H7ZM21 179V178H19ZM72 179V178H71ZM80 179V178H79ZM106 178H102L103 181H105ZM121 179V178H120ZM163 179V178H162ZM169 179V178H168ZM172 179V178H170ZM238 179V178H237ZM12 181L14 180L11 179ZM73 180V179H72ZM92 180V179H91ZM91 180L87 179L88 182H90V184L92 185L93 183H91ZM95 180V181H97ZM108 180V178H107ZM117 180V179H116ZM115 180V181H116ZM167 180V179H166ZM175 180H177L175 178ZM226 180V179H225ZM230 180V179H229ZM4 181V180H3ZM1 181L0 184H3ZM8 181V180H7ZM11 181V182H12ZM21 181V180H20ZM19 181V182H20ZM27 181V180H26ZM29 181V179H28ZM27 181V184H28ZM34 181V180H33ZM56 181V179H55ZM62 181V182H64ZM67 181V180H66ZM85 182V180H82V182ZM93 181V182H95ZM164 181V180H163ZM232 181V180H230ZM9 182V181H8ZM15 183H17V180L14 181ZM13 182V183H14ZM23 182V181H21ZM25 182V181H24ZM32 182V180H31ZM61 182V183H62ZM81 183H78V181L75 182V180L69 184H67L68 182H66V188L65 190L71 192L72 197L70 198V200L67 202V205L64 204L65 207V212H67L66 210H68V213L70 214H66L69 215L68 217H72L74 215V213H77L78 211H80L83 206L85 205V197H78L76 194H80L81 190L80 187L83 185ZM98 182V181H97ZM96 182V183H97ZM107 182V181H106ZM120 182V181H119ZM118 182V184H119ZM132 182V180H131ZM168 182V181H166ZM223 182V180H222ZM6 183V181H5ZM30 183V181H29ZM35 183V182H34ZM78 183V184H77ZM105 182H100L99 187H96V190L94 193L95 195L97 194L98 199H99V208H98V212L99 214H101L100 218V222L99 225L101 226L102 229H104L102 234H99V237H101L100 239L103 241V243L108 244L106 247L107 249L105 250V256H102V259L100 258V262H103L104 259V263L105 264H122L124 261V257H123V252H124V246H123V234L124 233V222L126 223L125 219V211L127 213L126 215V220H130V225L133 224V218L135 217H131V209L130 206L126 207L125 201L128 200V196L127 194L125 195V192H123V188H113L112 186H105L106 184H104ZM108 183V182H107ZM111 183V182H110ZM130 183V182H129ZM127 182V185L129 184ZM163 183V182H162ZM172 183V182H171ZM10 184V183H9ZM8 184V186H10ZM26 185V183H23ZM32 184V183H31ZM30 184V185H31ZM86 184V183H85ZM117 184V183H116ZM125 184V183H124ZM169 183H167L168 185ZM242 184V181H241ZM5 185V184H3ZM19 185V184H18ZM29 185V186H30ZM40 185V184H39ZM87 185V184H86ZM94 185V184H93ZM92 185V186H93ZM111 185V184H110ZM123 185V184H122ZM135 185V184H134ZM160 185V184H159ZM1 186V185H0ZM12 187H14L13 185H11ZM10 186V187H11ZM20 186V185H19ZM64 186H65V182H64ZM84 186V185H83ZM138 186V185H137ZM240 186V187H241ZM23 187V186H22ZM40 187V186H39ZM75 187H78L75 189ZM93 187V188H94ZM130 187V185H129ZM163 187V186H162ZM165 187V186H164ZM239 187V188H240ZM28 188L25 187L24 189ZM92 188V191H94ZM238 188V187H236ZM4 191L6 190L5 188H2ZM1 189V190H2ZM88 189V187H87ZM91 189V188H90ZM224 189V188H223ZM0 190V191H1ZM18 190V189H17ZM20 190V189H19ZM29 190V189H28ZM27 190V191H28ZM86 190V189H85ZM170 190V189H169ZM205 190V189H204ZM239 190V189H238ZM23 191V190H22ZM223 191V190H222ZM225 191V190H224ZM8 192V190H7ZM29 192V191H28ZM87 192V191H86ZM85 192V193H86ZM146 192V191H145ZM210 192V191H209ZM1 193V192H0ZM14 193V192H13ZM63 193V192H62ZM85 193H83L85 195ZM89 193V191H88ZM166 193V192H165ZM64 194V193H63ZM62 194V195H63ZM93 194V193H92ZM131 194V193H130ZM129 194V195H130ZM133 194V193H132ZM168 194V193H167ZM211 194V193H210ZM28 195V193H27ZM207 195V194H206ZM231 195V194H230ZM3 196V195H2ZM86 196V195H85ZM136 196V195H135ZM162 196V195H161ZM164 196V195H163ZM192 196V195H190ZM16 197V196H15ZM20 197V196H19ZM96 197V196H95ZM133 197V196H132ZM215 197V196H214ZM91 198V197H90ZM169 198V197H168ZM173 198V197H172ZM188 198V197H187ZM9 199V198H8ZM16 199V198H15ZM69 199V198H67ZM132 199V198H131ZM136 199V198H135ZM212 199V198H211ZM247 200L246 203L242 206L241 203H243V200ZM17 200V199H16ZM27 200V199H26ZM62 200V199H61ZM92 199H89L87 201H91ZM236 200V201H237ZM60 201V200H59ZM67 201V200H66ZM93 201V200H92ZM91 201V202H92ZM224 201H226L224 199ZM17 202V201H16ZM64 202V201H63ZM90 202V203H91ZM95 202V201H93ZM129 202V200H128ZM215 202L217 203L216 200H214V204ZM235 202V201H234ZM245 202V201H244ZM24 203V202H23ZM89 203V204H90ZM8 204V203H7ZM15 204V203H14ZM129 204H131L129 202ZM191 204V203H190ZM4 205V203H3ZM6 205V204H5ZM18 205V204H17ZM88 205V204H87ZM86 205V206H87ZM92 205V204H91ZM197 205V204H196ZM235 205V203H234ZM29 206V205H28ZM60 206V205H59ZM89 206V205H88ZM242 206V208H241ZM62 207V206H61ZM5 208V207H4ZM17 208V207H16ZM60 208V207H59ZM132 208V207H131ZM14 209V208H13ZM19 209V208H18ZM21 209V208H20ZM64 209V208H63ZM61 210V209H60ZM86 209H84L85 211ZM9 211V210H8ZM14 211V210H13ZM16 211V210H15ZM62 211V210H61ZM10 212H12L10 210ZM23 212V211H22ZM134 212V211H133ZM218 212V211H216ZM8 213V212H7ZM62 213V212H61ZM184 213V212H183ZM244 212V215L246 214ZM11 214V213H10ZM18 214V213H16ZM35 214V213H34ZM93 214V213H92ZM98 214V215H99ZM219 214V213H218ZM222 214V213H221ZM240 214V212H239ZM7 215V214H6ZM61 215V214H60ZM59 215V216H60ZM78 215V213H77ZM88 215V214H87ZM86 215V216H87ZM184 215V214H183ZM247 215V214H246ZM262 216V225L264 226V214H261ZM17 216V215H16ZM62 216V215H61ZM94 216V215H93ZM238 216V215H237ZM243 216V215H242ZM8 217V216H6ZM80 217V215H79ZM187 217V216H186ZM191 217V216H190ZM21 218V217H20ZM124 218V219H123ZM212 219L214 217H211ZM17 219H19L17 217ZM16 219V220H17ZM63 219V218H62ZM60 218V220H62ZM79 219V218H78ZM164 219V218H163ZM8 220V218H7ZM14 220V219H13ZM70 222V219H68ZM72 220V218H71ZM77 220V219H75ZM74 220V221H75ZM12 221V220H11ZM80 221V219H79ZM99 221V220H98ZM136 221V220H135ZM20 222V221H19ZM60 222V221H59ZM68 222V224H69ZM89 222V221H88ZM204 222V221H203ZM210 222V220L208 221ZM58 223V221H57ZM183 223V222H182ZM24 224V223H23ZM79 224V223H78ZM1 225V224H0ZM2 225H5L2 224ZM7 225V224H6ZM9 225V224H8ZM60 225V224H58ZM63 225V224H62ZM67 225V224H66ZM96 225V224H95ZM129 226V224H127ZM134 225V224H133ZM12 226V224L10 225ZM14 226V225H13ZM26 226V225H25ZM64 226V225H63ZM68 226V225H67ZM207 225L205 224V227ZM239 226V225H238ZM15 227V226H14ZM136 227V226H134ZM204 227V228H205ZM209 227V226H208ZM12 228V227H11ZM10 228V229H11ZM16 228V227H15ZM57 228H59L57 226ZM129 228V227H127ZM132 228V227H131ZM60 229V228H59ZM133 229V228H132ZM208 229V228H207ZM23 230V229H22ZM201 230V229H200ZM5 231V230H4ZM59 231V230H58ZM95 231V230H94ZM133 231V230H132ZM202 232H204L203 230H201ZM136 232V231H135ZM3 233V232H2ZM97 233V232H96ZM101 233V232H100ZM127 233H129L127 231ZM126 233V234H127ZM137 233V232H136ZM198 233V232H197ZM201 233V232H200ZM238 233V231H237ZM241 233V232H240ZM134 234V233H133ZM138 234V233H137ZM141 234V233H140ZM183 234V233H182ZM199 234V233H198ZM197 234V235H198ZM239 234V233H238ZM6 235V234H5ZM95 235V234H94ZM146 235V234H145ZM190 235V234H189ZM147 236V235H146ZM218 237V236H217ZM241 237V236H240ZM91 238V237H90ZM141 238L143 239L144 236L141 234ZM140 238V239H141ZM88 239V238H87ZM99 239V238H98ZM148 239V240H147ZM197 239V238H196ZM207 239V238H206ZM238 239V238H237ZM136 240V239H135ZM145 240L148 241L149 243V238H146ZM210 240V239H209ZM207 240V241H209ZM241 240V239H240ZM100 241V240H99ZM98 241V242H99ZM101 241V242H102ZM137 241V240H136ZM141 241V240H140ZM192 242V241H191ZM210 242V241H209ZM227 243L229 242L226 241ZM233 242V241H232ZM238 242V241H237ZM235 242V243H237ZM49 243V242H48ZM127 243V242H126ZM136 243V242H135ZM151 243V242H150ZM234 243V244H235ZM243 243V242H242ZM2 244V243H1ZM30 244V243H29ZM101 244V243H100ZM139 244V243H138ZM189 244V243H188ZM218 244L217 243L212 244L214 247L212 249H209L207 247V249L205 250V254H207L206 252L210 253L209 256H211L210 260L212 259V261H210L209 263L211 264H220L221 261V254H219L221 257L218 259H213V255L218 256L219 252H223L224 250H222L223 248H216ZM22 245V244H21ZM103 245V244H102ZM137 245V244H135ZM143 247L145 246V242H142ZM209 245V244H208ZM207 245V246H208ZM233 245V244H232ZM200 246V245H199ZM216 246V247H215ZM219 246V245H218ZM231 246V245H230ZM148 247V246H147ZM145 246V248H147ZM153 247V246H152ZM187 247V246H186ZM228 247V246H227ZM234 247V246H233ZM238 247V246H237ZM142 248V247H141ZM149 248V247H148ZM216 248V249H215ZM230 248V247H229ZM228 248V249H229ZM18 249V248H17ZM194 249V248H193ZM227 249V250H228ZM235 249V248H234ZM234 249H232V255L230 257V250L226 251V254H224L225 259H228L226 257L231 258V262H229L228 264H233V257L238 256L240 254V256L238 258H242V254L241 251L240 252H236ZM80 250V249H79ZM85 250V248H84ZM151 250V248H150ZM183 250V249H182ZM222 250V251H221ZM237 250V248H236ZM77 251V250H76ZM92 251V250H91ZM143 251V250H142ZM154 251V250H153ZM187 251V250H186ZM189 251V249H188ZM81 252V251H80ZM137 252H139L137 250ZM147 252V250L145 251ZM191 252V251H190ZM46 253V252H45ZM77 253V252H76ZM136 253V252H135ZM142 253V252H141ZM140 253V254H141ZM189 253V252H188ZM202 253V252H201ZM81 254V253H80ZM190 254V253H189ZM188 254V255H189ZM197 254V253H196ZM5 255V254H4ZM136 256V254H134ZM155 255V254H154ZM2 254L0 255L1 258ZM89 256V255H88ZM92 256V255H91ZM89 256V257H91ZM208 256V257H209ZM71 257V256H70ZM101 257V256H100ZM142 258V256H140ZM156 257V256H155ZM187 257V256H186ZM190 257V256H189ZM4 258V257H2ZM139 258V256H138ZM141 258H139V261L137 260L136 264L140 263ZM192 258V257H191ZM215 258V257H214ZM137 259V257H136ZM144 259V258H143ZM155 259V258H154ZM160 259V258H159ZM223 259V258H222ZM2 261L5 260L1 259ZM0 260V261H1ZM17 260V259H16ZM208 260V259H207ZM242 260V259H241ZM42 261V260H41ZM156 261V260H155ZM220 261V262H219ZM11 262V261H9ZM7 262V263H9ZM14 262V260L12 261ZM11 262V263H12ZM19 262V261H18ZM36 262V260H35ZM45 262V261H44ZM145 262V261H144ZM225 262V261H223ZM1 263V262H0ZM6 263V262H5ZM10 263V264H11ZM67 263V262H66ZM205 263V262H204ZM227 263V261L225 262ZM3 264V263H2ZM15 264V262L13 263ZM26 264V263H24ZM38 264V263H37ZM102 264V263H101Z\"/></svg>", "mask_w": 264, "mask_h": 264}]
</instances>
